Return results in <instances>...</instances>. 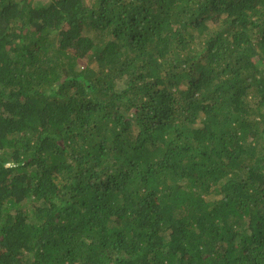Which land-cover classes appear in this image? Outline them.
I'll list each match as a JSON object with an SVG mask.
<instances>
[{"label":"trees","instance_id":"obj_1","mask_svg":"<svg viewBox=\"0 0 264 264\" xmlns=\"http://www.w3.org/2000/svg\"><path fill=\"white\" fill-rule=\"evenodd\" d=\"M0 264H264V0H0Z\"/></svg>","mask_w":264,"mask_h":264},{"label":"rangeland","instance_id":"obj_2","mask_svg":"<svg viewBox=\"0 0 264 264\" xmlns=\"http://www.w3.org/2000/svg\"><path fill=\"white\" fill-rule=\"evenodd\" d=\"M84 63V62H83Z\"/></svg>","mask_w":264,"mask_h":264}]
</instances>
